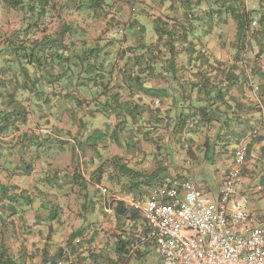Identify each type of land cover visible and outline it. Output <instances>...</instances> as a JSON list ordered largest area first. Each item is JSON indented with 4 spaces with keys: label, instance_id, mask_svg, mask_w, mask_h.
<instances>
[{
    "label": "trees",
    "instance_id": "1",
    "mask_svg": "<svg viewBox=\"0 0 264 264\" xmlns=\"http://www.w3.org/2000/svg\"><path fill=\"white\" fill-rule=\"evenodd\" d=\"M130 1L131 3L129 2L128 5L133 8L134 3L132 0ZM165 1L167 0H153V3L154 5H162ZM168 1H170L168 9L171 10L172 14L154 15L152 19L156 34L154 42L146 41L147 28L137 19L132 20L133 26H129V29L126 28V23L120 24V20H114L115 18L109 20L116 21L115 23L120 26L119 30H128V33H122L118 39L120 42L129 37V32L135 27V23H138L136 26V43L128 47L133 55L127 61L140 67L138 73L129 76L128 79L136 83L134 87L137 90H143L148 98L159 97L158 106L153 107L152 100L142 103L136 99L121 101L119 95L115 93L107 96L104 109L115 114L117 126L129 117L132 123L138 125V133L142 139L155 145L158 144L155 135L160 127H165L166 130L170 129L175 134L174 137L180 140L184 134L201 132L205 129L204 127L211 129L218 123L219 127L214 135L215 144L224 135L222 129L229 130L233 125L240 124L241 116L236 112L230 113L226 109V107H230L229 103L224 104L225 102H223L224 109L215 106L218 100L225 101L227 90L216 89L211 78L218 73L217 67L219 65L210 64L208 53L205 51L203 55L201 49L197 47L203 45L200 40L202 37L210 35L216 28H222L232 19L236 24L235 63L228 68L227 72L222 73L229 83H235L241 78L243 80L249 79V75L243 69L247 55L245 52L251 51L255 46L264 51V13L258 15L259 10L249 7L248 1L253 2V0ZM203 2L207 6L202 7ZM254 2L260 5L264 0H254ZM88 3L89 9H93L94 12L100 11L99 13H102L105 7L109 6H104L105 0H88ZM0 7L19 9L24 12L25 16H28V20L24 22L26 25L22 26L7 42L5 41L3 47H0V98L6 100L4 102L5 107H8L6 112L1 110L0 113L3 118V124L0 126L1 131L10 125L8 121L27 122L28 111L23 106H19V102L15 104L17 93L32 94L36 99V107L40 108L50 102L51 95L56 96L58 91L60 95L64 92L63 96L73 98L76 107L85 103L83 99L80 100L77 97L78 89L85 88L86 91H92L91 96L93 98L86 104L94 102L98 98L97 96H101L103 92L107 91L108 85L104 81L105 75L101 74L100 67L96 68V62L101 57L100 48L95 45L88 46L86 40H83L85 38L80 37L79 40L64 41L66 34L69 32L72 35L73 32L68 24H64V28L58 32L49 33L47 31L48 14L51 9L55 8L53 0H0ZM144 7L143 5L140 6L139 12L142 13L145 10ZM150 10H155V7ZM150 10L148 12L153 16ZM178 13L180 15H177ZM30 15L31 17H29ZM106 16L108 13L105 14V18ZM253 20L257 21L256 26H252ZM42 24H44L43 27L39 28ZM39 32L40 35L37 36ZM81 40L83 42L79 45L78 41ZM182 53H187L189 60L194 61L190 75L192 78H199L201 83L194 81L188 86L181 82V79L186 76V74L181 73L182 70H179L178 67ZM204 61L208 62L207 66L203 64ZM159 64L160 68L158 67ZM155 72L170 77L176 83L170 89L175 94L180 95V98L173 96L165 115H162V108L166 104V98L171 96V91L166 87H146L141 82V73L151 76ZM1 74H4L6 78L3 79ZM6 83L9 84L10 90L4 92L1 88H4ZM98 86L102 88V91L94 92L95 87ZM46 87L50 89L48 92H46ZM194 89H197V97L194 100L197 102L196 105L189 98L191 90L193 92ZM179 107H181L179 112L172 117L169 114L170 111L177 110ZM68 108L69 106H66V109ZM152 120L155 121L152 122ZM243 121L246 129H248L251 126L248 119ZM151 122L153 125L148 126ZM243 134L244 131H241L239 136H243ZM93 136L94 134L91 135V138ZM228 136L233 138L236 137V134L230 131ZM208 137L206 136L203 142L205 159L211 158L210 152L213 150L210 149L211 143ZM122 158L119 156L112 160L114 173L117 179L126 177L128 179L127 185L133 191H136L140 186H160L163 183H173L177 180V178L172 177L170 168L167 166L157 168L149 174H143L125 164ZM28 168L29 166H26V169ZM77 179L78 177L75 182L86 188L87 182H81ZM0 188L2 189L0 201H5L4 203L1 202L2 205H5L6 210L11 211L9 219L15 215L22 219L24 214L20 206H24V208L29 206L31 201L26 199L28 196L24 195L23 190L19 191L17 186L11 190L6 186L4 188L1 181ZM114 207L116 215L120 218H127L134 222H137L139 218L142 219L140 214L130 209L124 201H117ZM10 221L14 225V220ZM23 224L22 222L21 225ZM134 234L121 233L115 236L117 257L113 259L109 254L103 253L102 250L94 251L90 246H86L84 241L75 242L83 235V230H79L70 235L66 245L58 246L54 252H51L48 247L41 248L42 257L39 264H117L129 253L130 239L134 237ZM134 254L130 257L131 259L139 255L142 256L140 250L135 251ZM33 258L34 256L27 251L25 246L20 248L18 255L12 254L6 242L2 238L0 239V264H30L29 262Z\"/></svg>",
    "mask_w": 264,
    "mask_h": 264
},
{
    "label": "crops",
    "instance_id": "2",
    "mask_svg": "<svg viewBox=\"0 0 264 264\" xmlns=\"http://www.w3.org/2000/svg\"><path fill=\"white\" fill-rule=\"evenodd\" d=\"M75 1L82 2V4L86 5L85 8L95 14V17H103L98 15L100 11L94 12L93 9L88 8V0H70L69 4L74 5ZM129 2L131 3L130 0H105L104 6L109 5L106 8L110 11L106 12L108 13V19L111 20V18H115L114 20H126L127 29H129V26H133L132 20L137 19L139 23L146 26L148 33H153V36L148 37L146 35V41L149 43L154 42L156 40V34L154 33L155 31L152 19L154 15L172 14L171 10L168 9L170 1L167 0L162 5H154L153 0H132L134 3L132 10H135L136 12L128 18H124L123 8L128 5ZM53 3H56L55 0H53ZM142 5L145 6V10L141 13L139 12V7ZM248 5L250 8H256V10H259L258 15L264 13V2L259 5L253 0L252 4L248 1ZM201 6L205 7L207 4L203 2ZM153 7H155V10H150ZM148 10H150L151 14L153 13V16L150 15ZM180 13L177 15H180ZM137 24L138 23H135V27L131 30V32H129V37L121 42L118 39L121 37L123 32L128 33V30H118L117 32H113L112 30L109 31L107 34L113 43V45L110 46L103 44V41L101 40L94 41L96 42L95 46L100 48L101 55L99 59L100 63H98L99 60L96 62V68L98 69L100 67L101 74L105 75L104 81L106 82V85H108L107 91L103 92L101 96H97L98 98H96L94 102L86 104L87 102H90L93 97L91 96L92 91H86L85 88L78 89V93L75 92L80 100L83 99L85 101V103L77 107L73 103V98L62 95L64 92L60 95L59 91H56L57 95H51L50 102H47L40 108L36 107V99L32 94L26 92L17 93V101H15V104L19 102V106H23V108L28 111L27 122L20 123L19 121H8L10 125L3 129V131L0 130V139L11 141L13 145H17L16 147L20 154L19 159L21 161H28L25 162L26 166H29V170H32L29 172L28 177L25 178L17 176L19 180L15 181L12 179L11 181V184L16 185L19 191L23 190L24 195H31L32 192L36 190V184L34 183L36 178L35 174L37 172L44 171L43 169L37 170L36 168L38 161L35 158L37 152H35L36 150H34V146L38 140L37 136L40 135L39 132H47V130L43 129L44 127L41 124L39 125L40 127L36 124H38V122L44 123L46 120L51 122V124L47 125L52 126V123L56 121L60 127L55 134H50L56 139L55 143L49 144V149H47V152L50 151L51 157H57V159H50L46 161L47 168L45 171H47V176L44 174L42 177H46V179H48L50 173L55 174L56 176L55 168H60L63 164H65L66 166L69 165V170L64 173V179L67 183L64 184L63 191H66L68 187L74 186L76 188L79 185V183L75 182L77 177V180H81V182L86 181L88 185H91L89 195L87 192H85V194L82 192L81 194V192H78L77 189H75L73 193H65L69 196L66 197L69 204H67L63 209L65 212H67V210L71 212L73 209L80 207H89L91 210L98 207L99 210L105 211L108 210V208L112 209L113 207L115 210L114 206L117 201L127 202V198H125V196L128 195V198L132 196H139V194L141 195L151 189V187L144 185V188H141L142 190L139 189L137 191H131L129 186L126 185L128 183V179L126 177H121L117 181V177L114 173L115 170L113 169L114 167L110 170L113 174H109V172H104L103 170L105 168V164L112 162L115 157H123L122 159L125 164H128L129 167H132L133 165L136 168L137 166L142 165L141 163L145 156L149 157V154H145L142 151V145L146 147L149 141L147 142L142 139V136L138 133V125L132 123L131 119L128 117L125 122L120 123L117 126V117L115 114L109 113L107 109H104V102L107 99V96L115 93L119 95L121 101L136 99L142 103L150 102L152 100L153 107H156L159 104L155 102L156 98L159 97L152 99L148 98L143 90H137L134 87V84L136 83H133L128 79L129 76L138 73V69L140 67L133 65V62L127 61V59L133 55V52H130L128 47L136 43ZM230 24L233 25L235 30L234 34L236 35V24L232 19H230L229 24L223 26L222 28H216L210 35L202 37L200 40L203 42V45L197 48L201 49V53L203 55L205 51L211 54V56L209 55L210 64L219 65L217 67L219 69L218 73L211 78L216 86V89L221 88L223 90H227L224 98L225 101L218 100L215 106H220L221 109H224V104L229 103L230 107L228 106L229 108L226 107V109H228L230 113L236 112V114L241 116V123L233 125L229 130L223 128L222 130L224 135H222V139L217 141L215 144L214 135L218 130L219 124L217 123V126L214 125L213 128L211 127L214 134L212 137L211 134H208V138L211 143L210 149L213 150L210 152L211 158L205 160L211 161V159H213V162L217 163H220L223 160L225 163L224 165L221 166L219 163L217 165V176L220 180H222L226 167L232 161L234 150L241 140L248 139L250 143L249 152L238 187L239 190L247 195L251 190L255 191L254 194L258 192H262L264 194V183L261 182L259 185H256L253 182L256 177H259L262 181L264 179V51H261L259 47L255 46L247 53L245 57L246 60L243 63V69L249 75V79L243 80L241 78L235 83H229L222 72H227L228 68L235 63L234 57L236 49H231L229 52L226 47H223V45L220 44L221 41L214 47L213 40H217L224 29H226ZM88 35L87 29H83L81 36L86 38L89 37ZM204 62L203 64L207 66L208 62ZM193 64L194 61L189 60L187 53L181 54L178 67L179 70L181 69L186 74V76L181 79V82L188 86L191 82L201 81L199 78H192L190 75L192 69L191 66ZM206 66L204 67L206 68ZM158 67L160 68V64ZM140 76L141 82L144 83V86L146 87H166L169 91H171V96L166 98V104L162 108V115H165V112L169 108L168 104L172 102L173 96H175V98H180L179 94H175V92L170 89L175 82H173L170 77L160 75L158 72H155L151 76H147L146 73H141ZM8 85L6 83L5 86L7 87L4 86L1 90H4V92L9 91L10 88ZM45 89L46 92L50 90L48 87ZM101 91L102 88H100V86L95 87L94 92ZM196 91L197 89H194L193 92L191 90L189 94L190 100H192L195 105L197 104V102L194 101L197 97ZM2 101L5 102L6 100L3 98ZM223 102L225 103L223 104ZM66 106H69V108L66 109ZM174 110L170 111L169 114L171 116L175 114ZM35 114H37L36 116L38 117V122L36 124L32 121ZM245 119H248L251 124L248 129H246L243 121ZM154 121L155 120H152V122ZM152 122L151 124H148V126H152ZM230 131L231 133L234 132L236 137L230 138L228 136ZM241 131H244L243 136H239V134L241 135ZM93 134L94 136L91 138V135ZM88 138L91 139L87 140ZM234 143L236 144L233 147V152L229 156H226L223 152H219L217 150L218 145L226 149ZM33 162L36 163L34 164ZM58 175L61 177L60 174ZM107 177H109L110 183L106 182ZM91 178H94L95 180H91ZM123 179H125L124 182ZM179 180L175 181V183H178ZM114 184L117 185L114 186ZM104 188H107V191L104 190ZM85 190H87V186ZM35 195L39 197L40 202L37 204L38 206H36V209L33 207L32 211L37 212V209L39 208L42 210L44 208L43 205H45L47 209L50 201L48 200L49 198L43 196L45 199H42L43 197L37 194ZM86 195L88 196L86 197ZM77 197L80 198V206L78 205V201H75ZM82 201H84V203ZM86 201H88V204H86ZM251 214L253 215L252 212ZM256 220L258 222H263L264 217L258 214ZM34 222L38 223V221L35 220ZM46 222H48L49 225L52 224L49 220ZM55 245L63 246L64 242L61 241ZM141 253L142 256H140V258L146 260L148 256L157 254V251L155 249H150L147 253ZM132 260H136V258L134 257Z\"/></svg>",
    "mask_w": 264,
    "mask_h": 264
},
{
    "label": "rangeland",
    "instance_id": "3",
    "mask_svg": "<svg viewBox=\"0 0 264 264\" xmlns=\"http://www.w3.org/2000/svg\"><path fill=\"white\" fill-rule=\"evenodd\" d=\"M69 1L70 0H55V8L51 9L48 14V20L46 21L47 31L49 33H55L64 28V24H68L73 29V32L72 35L68 32L64 41H69L71 39L72 41H74V39L79 40V37L83 38L81 35L83 29L86 28L89 37H86L83 40H86L88 46L95 45L96 42L94 41L96 40L103 41V44L107 46L113 45L107 33L111 30L113 32H117L120 26L115 23L116 21H109L108 16L105 18V14H107L106 12H108L109 9L105 7V10L98 14L99 16H103L100 18L95 17V14L88 11L85 8L86 5L82 4V2L75 1V4L73 5L69 4ZM250 4H252L251 1ZM126 6L123 8L124 18H128L136 12L135 10H132L130 6ZM29 17H31V15ZM27 20L28 16H25L24 12L19 9L15 10L10 7H0V47H3L5 41L7 42L12 35H15L16 32L22 28V26H25L26 23L24 22ZM121 23H126V20L120 21V24ZM43 25L44 24H42L39 28H42ZM234 31L233 25H228L221 33L220 37L217 40H213L214 47L221 41L220 44H222L223 47H226L229 52L231 49H234V42L236 40ZM39 35L40 32L37 36ZM147 36H153V33L147 32ZM82 42V40L80 42L78 41V44L81 45ZM208 55L211 56L209 52ZM181 73L185 74L183 71H181ZM1 76H3V79L6 78L4 74H1ZM2 100L3 98H0V113L1 110L4 112L8 109V107H5V103ZM180 109L181 107L174 110L175 113L179 112ZM36 115L37 114H35V117L32 118V121L35 124L38 122V117ZM174 115L175 114L172 116ZM2 124L3 118L0 114V126ZM40 124L44 127L43 129L48 130L49 128H52L54 132L48 133L40 131V135L37 136V143L34 146V150L37 152L35 158L38 161L36 168L37 170L43 169L44 171L37 172L35 174L36 178L34 183L37 185H35L36 190L32 192L31 195L26 197V199L31 201L29 205L32 207L27 206L24 208V206H20L24 217L19 219L17 215H15L9 219L11 211L6 210L5 205H2L5 201H0V239L2 238L6 242L8 249L14 255H18L20 248L25 246L27 251L34 256L33 260L29 263L39 264L42 257L40 253L41 248L48 247L51 252H54L58 247L55 245L56 243H60L62 241L64 242V245H66L68 238L73 232L83 230V235H81L82 237L75 242L80 243L84 241L86 242V246H90V248L94 249V251L102 250L103 253L109 254L111 258L115 259L117 257L115 252V236L121 233L134 234L138 229H141L142 219L139 218L137 222H132L127 218H120L116 215L113 207V210L108 208L106 211L99 210L98 207H96V209L93 208L92 210L89 207H80L73 209L71 212L68 210L65 212L63 209L67 204H69V201L66 198L69 196L65 193H73L75 189H77V191L81 192V194L82 192L83 194L87 192L89 195L91 185H87V190H85L86 188L82 185H78L76 188L74 186L68 187L66 191H63L64 184L67 183L64 179V173L69 170V165L66 166L62 161L61 163L63 165L60 168H55L56 176L55 174L50 173L48 179H46V177H42L44 174H47V171H45L47 168L46 161L50 159H57V157H51L50 151L47 152V149H49L48 145L55 143L56 139L50 134H55L57 130H59L58 128L60 125L56 121L52 123V126L47 125L51 124V122L47 120L44 123L38 122L36 125L40 127ZM208 134H211L212 137L214 133L211 129H207V127H205V129L201 132L187 133L182 135L180 140H177V138L174 137L175 134H173L170 129L166 130L165 127H160L155 135L158 144L155 145L154 143L148 142L146 147L142 145V151L145 154H149V157H144V160L141 163L142 165L137 166L138 169L133 165L132 167L134 169L136 168L143 174H149L157 168L167 166L170 168L173 178H177V180L182 178L196 180L203 186V189L209 195L217 196L222 181L217 176V165L219 162H213V159L208 161L204 158L205 153L203 149V142ZM235 144L236 143L231 144L226 149L218 145L217 150L219 152H223L226 156H229L232 154ZM16 146L17 145H13L11 141L0 139V181L4 184V188L6 186L9 190L14 189L16 186L11 184L12 179L17 181L19 180L18 177L26 178L28 177L29 172L32 171L29 170V168L26 169L25 162L28 161H21L19 159L20 154ZM36 162L33 163L35 164ZM219 164L222 166L225 163L222 160ZM112 167V162H109L108 164H105V168L103 170L104 172L113 174L110 172ZM58 174H60L61 177H59ZM91 180L95 179L91 178ZM106 180L107 183H110L109 177H107ZM124 181L125 179H123V182ZM253 182L256 185H259L261 182L264 183V179L262 181V179L256 177ZM116 185L117 184H114V186ZM141 188L143 189L144 186H140L136 189V191ZM129 189L132 190L130 187ZM104 190L107 191V188H104ZM254 192V190H251L248 194V210L253 213L255 218L258 217V214L264 217V194L262 192L254 194ZM1 194L2 189L0 188V195ZM35 194L41 197L44 196L49 198L48 200L50 201L47 209L45 205H43L44 208L42 210L39 208L37 209V212L32 211L33 207L36 209V206H38L37 204L40 202L39 197ZM88 195H86V197ZM44 197L42 199H45ZM125 198L128 200L130 197L128 198L127 195ZM75 201H78V205L80 206V198L77 197ZM82 202L84 203V201ZM86 204H88V201H86ZM53 214H55V216H53ZM12 219L15 222L14 225L10 223V220ZM34 220L38 221V223H35ZM48 220L52 222L51 225L46 222ZM22 222L24 223L23 225H21ZM49 242L50 245L48 246ZM135 258L136 260H132L127 254L126 257L118 261L117 264H153L158 261L159 256L158 253L153 256H148L146 259L147 262L146 260L140 258V255Z\"/></svg>",
    "mask_w": 264,
    "mask_h": 264
},
{
    "label": "built area",
    "instance_id": "4",
    "mask_svg": "<svg viewBox=\"0 0 264 264\" xmlns=\"http://www.w3.org/2000/svg\"><path fill=\"white\" fill-rule=\"evenodd\" d=\"M248 152L249 140L243 139L217 196L183 178L130 197L126 205L140 214L142 227L130 239L128 256L155 249L156 264H264V221L249 212V197L238 187Z\"/></svg>",
    "mask_w": 264,
    "mask_h": 264
},
{
    "label": "clouds",
    "instance_id": "5",
    "mask_svg": "<svg viewBox=\"0 0 264 264\" xmlns=\"http://www.w3.org/2000/svg\"><path fill=\"white\" fill-rule=\"evenodd\" d=\"M53 130V129H52ZM52 132H54V131H52ZM51 133V132H50ZM249 147H250V143H249ZM183 179V178H182ZM189 179V178H188ZM178 181V180H177ZM146 193V192H145ZM125 202V201H124ZM126 204V203H125Z\"/></svg>",
    "mask_w": 264,
    "mask_h": 264
}]
</instances>
